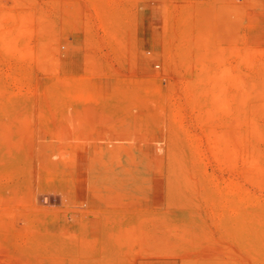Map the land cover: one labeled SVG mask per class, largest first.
<instances>
[{
    "label": "rangeland",
    "instance_id": "374dc122",
    "mask_svg": "<svg viewBox=\"0 0 264 264\" xmlns=\"http://www.w3.org/2000/svg\"><path fill=\"white\" fill-rule=\"evenodd\" d=\"M0 264H264V0H0Z\"/></svg>",
    "mask_w": 264,
    "mask_h": 264
},
{
    "label": "built area",
    "instance_id": "2783aa9c",
    "mask_svg": "<svg viewBox=\"0 0 264 264\" xmlns=\"http://www.w3.org/2000/svg\"><path fill=\"white\" fill-rule=\"evenodd\" d=\"M156 67H158V65H156Z\"/></svg>",
    "mask_w": 264,
    "mask_h": 264
}]
</instances>
